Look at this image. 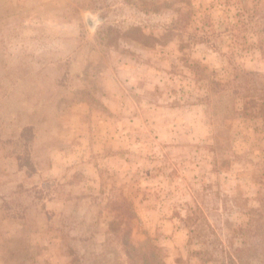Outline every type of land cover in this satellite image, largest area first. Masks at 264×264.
Returning a JSON list of instances; mask_svg holds the SVG:
<instances>
[{
  "label": "rangeland",
  "instance_id": "1",
  "mask_svg": "<svg viewBox=\"0 0 264 264\" xmlns=\"http://www.w3.org/2000/svg\"><path fill=\"white\" fill-rule=\"evenodd\" d=\"M0 264H264V0H0Z\"/></svg>",
  "mask_w": 264,
  "mask_h": 264
},
{
  "label": "water",
  "instance_id": "2",
  "mask_svg": "<svg viewBox=\"0 0 264 264\" xmlns=\"http://www.w3.org/2000/svg\"><path fill=\"white\" fill-rule=\"evenodd\" d=\"M88 22L91 24V26L94 25V21L88 18Z\"/></svg>",
  "mask_w": 264,
  "mask_h": 264
}]
</instances>
